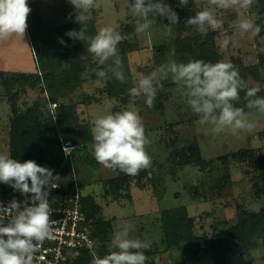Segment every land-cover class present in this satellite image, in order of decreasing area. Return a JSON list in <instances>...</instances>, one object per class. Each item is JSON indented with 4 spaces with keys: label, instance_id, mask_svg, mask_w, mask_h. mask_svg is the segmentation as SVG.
<instances>
[{
    "label": "rangeland",
    "instance_id": "rangeland-1",
    "mask_svg": "<svg viewBox=\"0 0 264 264\" xmlns=\"http://www.w3.org/2000/svg\"><path fill=\"white\" fill-rule=\"evenodd\" d=\"M167 2L176 9V0ZM130 3L131 0H101V7L91 10L88 20L95 25L94 33L100 27L113 26L122 34H132L133 38L125 43L129 42L133 52L122 49L124 41L118 45L125 83L115 79L102 81L92 73L81 78L82 83L77 88L66 90L59 88L63 82L53 86L49 73L47 77L43 74L45 83L35 87L12 85L11 76L0 77V154L11 157V130L16 114L29 119L33 135L50 139L56 137L58 129L56 110L64 105L71 110L76 126L91 135V122L104 114L105 100L114 98L120 108L128 106V89L134 86L139 74H148L169 60L187 62L176 49L191 37L205 36L184 23L197 11H213L236 42L234 48L230 45L228 50H223L218 32L209 30L206 36L213 35L217 57L208 53L197 59L231 62L248 86L259 88L257 95L264 96V0H255L250 10L258 17L261 27V33L255 38L239 34L235 28L239 18L236 12L210 7L206 0H190L184 9L177 7L178 24L168 27L167 20L161 18L149 33L136 35V18L128 11ZM29 7L34 21L47 31L76 23L75 10L68 0H29ZM47 38L54 46L50 60L58 58L57 39ZM87 46L88 43L83 48L85 55ZM160 47L165 50L163 54L158 53ZM86 66L99 67L84 61V72ZM36 71L37 62L27 30L24 40L12 37L0 41V73L33 74ZM244 95L242 91L237 107H241ZM52 99L57 104L51 103ZM134 106L151 141L146 151L152 160L151 167L136 176L99 165L88 145L73 148L65 139H60L64 142L62 148L74 149L70 166L79 174L77 178L85 197L99 208L97 216L88 219L92 233L97 236L98 256L108 251L107 243L99 236L101 231H117L128 226L130 238L151 241V248L145 251L146 264H216L215 256L219 258L222 253H225V264H264V232L246 240L233 237V229L244 213L264 210V114L254 110L249 114V119L256 123L250 133L238 137L228 133L213 134L210 125L197 123L198 117L171 81L163 82L152 108L146 106L143 97L138 98ZM64 163L67 166L68 162ZM0 190L12 189L0 184ZM167 213L180 216L179 227L171 217L175 223L169 224L171 229L178 228L193 238L206 239L207 248L204 251L197 248L169 250L165 244Z\"/></svg>",
    "mask_w": 264,
    "mask_h": 264
},
{
    "label": "clouds",
    "instance_id": "clouds-1",
    "mask_svg": "<svg viewBox=\"0 0 264 264\" xmlns=\"http://www.w3.org/2000/svg\"><path fill=\"white\" fill-rule=\"evenodd\" d=\"M68 2L75 10V22L81 27L79 31L70 30L65 35L74 41H87V54L80 59L99 66L92 69L86 66L82 78L94 73L102 81L115 79L125 83L118 45L131 40L132 34H122L113 26H103L94 35H86L89 13L101 7V0ZM189 2L176 0L177 7L181 9ZM206 3L216 9L236 12L239 18L235 28L241 36L255 38L261 33L258 17L250 11L255 0H206ZM128 11L136 18V35L149 33L161 18L167 20L168 27L180 22L177 11L167 0H131ZM30 13L29 0H0V41L12 37L24 40ZM184 23L202 35L209 30L218 32L217 38L223 50H228L230 45L235 47L233 36L211 10L197 11ZM60 43L64 41L60 40ZM172 54H175L174 50ZM164 81H171L177 87L192 113L198 117L197 123L210 125L213 134L228 133L238 137L242 133H250L256 123L249 119V114L253 110L264 114V96L257 95L260 89L249 87L231 62L169 60L148 74L138 75L134 86L128 89L130 101L127 107L120 108L114 98L105 100L104 114L91 122L92 142L88 145L99 165L128 176H136L141 170L151 167L152 160L146 151L151 141L134 105L138 98L143 97L146 106L152 108ZM242 91L245 106L237 107ZM63 151L68 156L74 149L64 146ZM66 179L54 174V169L38 165L35 160L21 162L0 154V184L7 185L24 198L18 200L14 197L7 204L0 201V264H34L42 243L54 238V225L58 223L52 219L50 193ZM151 246L150 240L130 238V229L124 226L112 234L107 243L108 251L103 256H93L92 264H146L148 257L145 251Z\"/></svg>",
    "mask_w": 264,
    "mask_h": 264
},
{
    "label": "trees",
    "instance_id": "trees-1",
    "mask_svg": "<svg viewBox=\"0 0 264 264\" xmlns=\"http://www.w3.org/2000/svg\"><path fill=\"white\" fill-rule=\"evenodd\" d=\"M175 11L179 12L177 7ZM27 24L30 44L32 45L34 57L37 62L36 73H16L9 75L7 72H1L0 77L5 78L11 76L12 85L35 87L43 85L42 82L45 83L43 74L45 73L47 77V73H49L53 86H58L59 82H63V86L59 87L61 89L69 90L77 88L82 83L81 74L84 72L82 63L84 61H82L80 57L85 55L83 48L87 45V41H74L66 36L65 33L70 30L79 31L81 25L78 23H68L47 31L42 24H38V22L34 21L31 13L28 16ZM94 26V23L87 22L86 27L88 31L86 34H89V36L94 35ZM47 37L57 39V45L60 50L58 58L54 57L50 60L54 46L52 43H49ZM60 40H63L64 43H60ZM182 44L183 46L178 47L176 51L184 60L201 58L208 53L212 54V57H217L213 35L191 37L181 42V45ZM121 47L125 52L134 51V48L129 46V42L125 43L124 41L121 43ZM157 50L158 53L161 54L165 52L161 47ZM66 63L68 64L67 67L65 66ZM58 71L60 74H58ZM54 94H56V89ZM56 102L55 99L51 100V103L57 104ZM240 106H245L244 99L241 101ZM55 115L58 127L55 134L56 137L46 139L43 135L38 137L33 135L31 131L32 124H29V119L16 114L17 119L14 120L11 130V157L21 162L35 160L40 166L54 169V174H59L62 178H67L62 183L68 185V187H66L68 192L73 191L72 188L75 184H78L79 188L82 190V185L79 183V178H77L79 174L77 170L70 166V158L73 155L71 154L69 157H66L62 148L64 142L61 143L60 139H65V143H69L73 148H79L80 146L89 145L92 142V137L89 132L76 126L77 122L75 118H73L71 110L66 106L61 105L58 107ZM64 161L66 164L68 162L67 166L64 165ZM62 166H64V168ZM81 204L87 219L93 220L97 216L99 208L92 199L88 196L85 197L84 194L82 195ZM178 211H176V213ZM173 214L167 213L164 218L165 231L167 233L165 244L168 249L177 251L197 248L204 251L208 246V241L206 239L193 238L182 233L178 228L176 230L170 228L169 224H173L174 220L177 224L175 226L179 227L178 222L180 216L178 214L173 216ZM244 215L245 216L241 217L239 225L233 229V237L246 240L250 237H256L261 233L263 234L264 210L260 213H244ZM172 216L174 220L171 218ZM114 232L113 229H104L99 236L104 243H108ZM225 258V253H222L219 258L215 256L214 260L216 264H225ZM92 259L93 257L91 254L85 253L73 264H92Z\"/></svg>",
    "mask_w": 264,
    "mask_h": 264
},
{
    "label": "built area",
    "instance_id": "built-area-1",
    "mask_svg": "<svg viewBox=\"0 0 264 264\" xmlns=\"http://www.w3.org/2000/svg\"><path fill=\"white\" fill-rule=\"evenodd\" d=\"M66 187L68 185L61 183L50 193L52 219L58 223L54 225V238L42 243L34 264H73L85 253L98 256L97 236L94 232L93 235L81 204L82 190L78 184L71 192ZM14 197L24 199L13 190H0V201L3 203L7 204Z\"/></svg>",
    "mask_w": 264,
    "mask_h": 264
},
{
    "label": "bare ground",
    "instance_id": "bare-ground-1",
    "mask_svg": "<svg viewBox=\"0 0 264 264\" xmlns=\"http://www.w3.org/2000/svg\"><path fill=\"white\" fill-rule=\"evenodd\" d=\"M57 119V118H56Z\"/></svg>",
    "mask_w": 264,
    "mask_h": 264
}]
</instances>
